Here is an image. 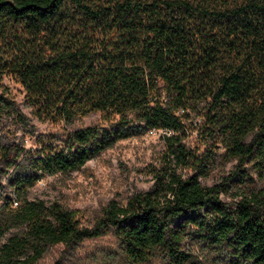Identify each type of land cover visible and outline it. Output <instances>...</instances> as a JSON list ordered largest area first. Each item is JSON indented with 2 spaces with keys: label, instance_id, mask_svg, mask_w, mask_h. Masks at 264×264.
Returning a JSON list of instances; mask_svg holds the SVG:
<instances>
[{
  "label": "trees",
  "instance_id": "1",
  "mask_svg": "<svg viewBox=\"0 0 264 264\" xmlns=\"http://www.w3.org/2000/svg\"><path fill=\"white\" fill-rule=\"evenodd\" d=\"M4 73L39 121L63 127L34 150L0 137V178L16 169L0 241L17 230L0 264H37L53 247L54 264H75L86 243L108 236L110 264H198L188 239L216 251L217 264H264V189L252 178L264 180V0H0ZM94 112L102 124L72 128ZM8 118L25 123L0 84V126ZM156 131L168 134L152 188L124 206L110 201L86 219L27 199L39 179ZM192 131L234 163L220 183L199 181L212 156L186 147Z\"/></svg>",
  "mask_w": 264,
  "mask_h": 264
},
{
  "label": "rangeland",
  "instance_id": "2",
  "mask_svg": "<svg viewBox=\"0 0 264 264\" xmlns=\"http://www.w3.org/2000/svg\"><path fill=\"white\" fill-rule=\"evenodd\" d=\"M0 84L10 88L25 118L24 124L8 118L0 126V137L4 142L23 145L26 150L29 148L34 150L38 140L52 134L61 135L63 126L59 128L48 121H39L31 110L24 106L22 88L14 82L9 73L0 74ZM100 124H102L101 114L94 112L76 122L72 128H86ZM167 134L168 132L165 131L148 132L137 138L120 141L96 159L87 162L79 171L39 179L28 189L27 199L42 200L46 203L57 202L67 210L80 211L86 219L97 215L110 201L124 206L133 194L152 188L150 170L151 167L158 165L159 158L165 152L163 137ZM184 142L194 153L200 156L203 154L212 156V163L207 165L204 174L199 176L202 185L218 184L229 174L234 163L226 161L221 147H210V152H206L207 147L199 144V135L194 131L186 135ZM15 172L16 169H12L8 175L0 178V208L8 203V199L15 198L12 188L8 185L9 178ZM193 173L194 168L178 169V174L183 177ZM252 178L259 188L264 189V180H258L254 173ZM230 193L233 195L235 190L231 189ZM222 198L227 202L232 199L226 194H223ZM16 231L10 230L0 241V247ZM60 249V247L50 248L37 264H54ZM186 249L195 256L198 264H217L219 261L216 251L196 240L188 239ZM115 253V240L108 236L100 241L86 243L80 250L75 264H110L109 255ZM111 264L125 263L116 256Z\"/></svg>",
  "mask_w": 264,
  "mask_h": 264
}]
</instances>
